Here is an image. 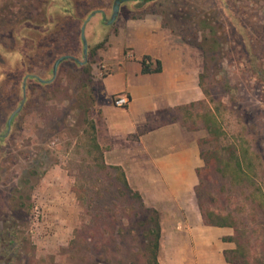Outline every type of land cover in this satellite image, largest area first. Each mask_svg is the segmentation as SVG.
<instances>
[{
  "label": "rangeland",
  "instance_id": "374dc122",
  "mask_svg": "<svg viewBox=\"0 0 264 264\" xmlns=\"http://www.w3.org/2000/svg\"><path fill=\"white\" fill-rule=\"evenodd\" d=\"M114 1L0 0V264H148L143 228L129 233L127 197L116 195L114 222L95 221L91 237L86 201L113 188L93 140L96 102L108 99L100 54L118 26L150 15L200 66L202 99L177 117L201 148V200L234 222L236 259L264 264V0H123L109 23ZM84 22L89 63L69 58L53 74L59 56L82 60ZM206 24L218 42L205 67ZM119 36L117 46L131 38L121 28Z\"/></svg>",
  "mask_w": 264,
  "mask_h": 264
},
{
  "label": "crops",
  "instance_id": "0c3cea01",
  "mask_svg": "<svg viewBox=\"0 0 264 264\" xmlns=\"http://www.w3.org/2000/svg\"><path fill=\"white\" fill-rule=\"evenodd\" d=\"M119 28L131 37L122 46L116 45ZM183 47L156 16L128 19L116 28L100 54L110 71L101 78L100 100L108 99L96 102L97 141L104 162L119 166L130 187L158 211L159 264H240L235 228L205 224L196 201L204 160L197 136L177 113L203 93L200 66L188 62ZM145 55L152 67L159 61L161 70L142 73ZM118 95L128 102L114 105Z\"/></svg>",
  "mask_w": 264,
  "mask_h": 264
},
{
  "label": "trees",
  "instance_id": "16d2710c",
  "mask_svg": "<svg viewBox=\"0 0 264 264\" xmlns=\"http://www.w3.org/2000/svg\"><path fill=\"white\" fill-rule=\"evenodd\" d=\"M144 1L148 2V1H152V0H144ZM206 25L207 26H205V25H202V26L208 27L209 32H210V36L212 38L211 41H213V45L207 49L203 48L204 52H205V67L207 66V62L210 60L211 53H213V51H215V47H216L217 42H218V40L214 37V32H213L212 26H210V24H206ZM205 43L207 44L206 39H205ZM99 47H101V43L96 44L92 48V51L90 54L92 56H94L96 53V50ZM83 55H84V53L82 54V58H81L82 60H78L77 58L70 56V55H69L70 56L69 58L73 59L75 64H77V65H80V64L84 65L85 63H89V60H87V62L83 60L84 59ZM69 58L62 60L59 63V65H61V64L63 65L65 62L71 60ZM54 61H55V59L53 60V62ZM140 62L142 64V69H141L142 73L157 72V71L161 70L159 61L156 62L155 67H152L150 57L147 55L143 56L140 59ZM86 68H88V66H86ZM37 80H39L45 84L47 83V81L40 80L39 78H37ZM199 81H200V86L203 89L201 80H199ZM204 93L208 94L206 92V90H204ZM86 110H88V108L85 109V112H86ZM84 121L87 122L89 124V127L91 128V130H93L95 132V130H96L95 121L91 120V119H87V120L85 119ZM93 140L95 142L94 146L98 150V153H99L98 157H97L98 160H100V162L98 164L99 169L108 178L109 184L111 186H113V188H112V191H110L111 189L107 188L106 190H104L105 193H103V194L97 193L96 191L94 194H89V195H91V197H93V198L89 199L88 201H86V204H87L86 210L91 212V214H89L91 223H90V225H88L89 226L88 231H90L89 237L92 236V229H93L92 226H94L95 221L107 220L109 223L114 222L116 217L113 216L114 215L113 211H114L115 207L117 206V202L115 201V197L117 194L119 196L120 195L126 196L127 201L129 203L128 207L131 210H134V213L132 214L134 220L132 222H130V224H129L130 225L129 226V230H130L129 233L133 232V231L136 232L137 227L143 228V231L141 232V234L144 236V239L146 241V246L144 248V254L146 255L147 263L148 264H159V262H158V251H159V247H160L161 229H160V218H159L158 211L153 207L147 206L143 202L142 197L139 194V192L134 190L132 187H130V185L128 184V182L126 180V177H125L123 170L119 166L106 164L104 162L103 150L100 148L99 144L97 143L96 137L94 136V133H93ZM235 157H236V159H235L234 165L237 167L235 168V167H232L230 165V168H232L233 170L239 171L242 169L241 168V161L237 158L236 155H235ZM202 158H203V155H202ZM198 174H199V169H198ZM199 185L196 186V188H195V195H196V201H197L198 207L200 209L203 222L207 225L232 226L235 228V224L232 220H230V218L216 214L215 212H213L212 209L205 207L203 201L201 200V196L199 193L200 192ZM93 212H94V215L92 216ZM111 227H113V224L111 225ZM235 230H236V228H235ZM76 232H78V231L77 230L75 231L74 239L69 242L70 244H75V242H77V240H78L77 236L78 235ZM135 235H137V237H138L137 232ZM3 239L7 240V242H8L7 245L14 243V241H13L14 237H9V238L3 237ZM237 247H239L238 241H237ZM4 248H5V244L3 245V249ZM237 249H239V248H237ZM16 256L19 257V254H17V252H16ZM134 262L135 261L133 260V263ZM5 264H15V263L9 259V260L5 261Z\"/></svg>",
  "mask_w": 264,
  "mask_h": 264
},
{
  "label": "water",
  "instance_id": "95a60500",
  "mask_svg": "<svg viewBox=\"0 0 264 264\" xmlns=\"http://www.w3.org/2000/svg\"><path fill=\"white\" fill-rule=\"evenodd\" d=\"M122 1L123 0H115L114 1L113 6H112L111 18L108 20L109 23H111L116 18V16L118 15L119 7H120V4H121ZM84 25H85V22L83 23L82 28H81V36H82V41H83V51H84V54H85L86 51H87V40H86L85 33H84ZM69 57H70L69 55H62V56H59L54 61L53 68H52L53 74H55L58 64L62 60L66 59V58H69ZM40 80H42V79H40ZM23 88H24V85H23ZM22 100L24 101V96H23ZM20 107H21V105L18 106L17 109L11 114V116H10V118L8 120V125L10 124V121H11L13 115L20 109Z\"/></svg>",
  "mask_w": 264,
  "mask_h": 264
},
{
  "label": "built area",
  "instance_id": "2783aa9c",
  "mask_svg": "<svg viewBox=\"0 0 264 264\" xmlns=\"http://www.w3.org/2000/svg\"><path fill=\"white\" fill-rule=\"evenodd\" d=\"M102 68H103L105 75L109 73L110 70L108 66H106L105 64H102ZM112 102L116 106H123L128 102V98L125 95H118L112 99Z\"/></svg>",
  "mask_w": 264,
  "mask_h": 264
}]
</instances>
